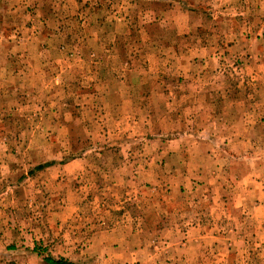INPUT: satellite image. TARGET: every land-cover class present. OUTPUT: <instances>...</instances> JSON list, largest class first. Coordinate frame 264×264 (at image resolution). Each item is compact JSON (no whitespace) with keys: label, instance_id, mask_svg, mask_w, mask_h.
Here are the masks:
<instances>
[{"label":"rangeland","instance_id":"rangeland-1","mask_svg":"<svg viewBox=\"0 0 264 264\" xmlns=\"http://www.w3.org/2000/svg\"><path fill=\"white\" fill-rule=\"evenodd\" d=\"M47 257L264 264V0H0V264Z\"/></svg>","mask_w":264,"mask_h":264},{"label":"trees","instance_id":"trees-1","mask_svg":"<svg viewBox=\"0 0 264 264\" xmlns=\"http://www.w3.org/2000/svg\"><path fill=\"white\" fill-rule=\"evenodd\" d=\"M53 164H54V162H47L45 164L38 165L36 167V170H42V169H44L46 167H49V166H51ZM44 262H45V264H75V263L70 262V261H68V260H66L64 258L54 259V258H51V257L45 258Z\"/></svg>","mask_w":264,"mask_h":264}]
</instances>
